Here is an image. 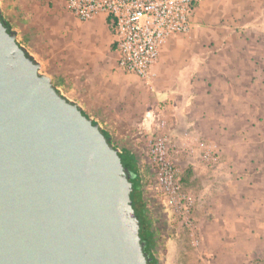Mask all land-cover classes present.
Returning a JSON list of instances; mask_svg holds the SVG:
<instances>
[{
  "label": "water",
  "instance_id": "1",
  "mask_svg": "<svg viewBox=\"0 0 264 264\" xmlns=\"http://www.w3.org/2000/svg\"><path fill=\"white\" fill-rule=\"evenodd\" d=\"M40 70L0 10V264H149L122 151Z\"/></svg>",
  "mask_w": 264,
  "mask_h": 264
},
{
  "label": "crops",
  "instance_id": "2",
  "mask_svg": "<svg viewBox=\"0 0 264 264\" xmlns=\"http://www.w3.org/2000/svg\"><path fill=\"white\" fill-rule=\"evenodd\" d=\"M207 2L208 0H202L197 6L193 28L188 34L172 37L161 47L159 61L150 81L153 83V94L150 96L153 101L146 106L141 104L140 112L143 111V115L141 114V124L137 129L144 134L155 132L161 115L171 121L175 120L177 129L181 131L194 125L214 127L217 123L223 124L225 130L230 129L224 140L227 145L225 150L231 157L228 168L230 177L221 186H216L217 191V188L225 190L223 199H226L227 204V211L221 216L224 223L221 229L225 233L226 230L229 231L228 234L240 241L231 242V252H247L252 248L253 241L256 251H261L257 246L264 243V217L261 215L264 214L263 1L248 0L249 6L243 11L246 13L243 19L239 20L232 14L229 18H218L214 22L203 17L202 10ZM64 7L63 0H0L3 18L17 32L18 43L28 51L31 44L46 43L47 38L57 35L64 38L65 42V29L70 24L65 19L67 12L65 13ZM74 20L79 24L80 30L85 29L82 33H91L94 38L99 35L97 43L106 46V53L115 55L117 65L114 34L108 19L100 15L86 22ZM207 24L209 30L206 32L213 35L205 43L211 46L208 48V55L194 56L191 53L196 51L200 40L197 34L201 29L205 33L204 27ZM187 43L189 48H185ZM168 49L172 50L173 56L179 61L175 69L165 67V58L172 56ZM35 55L34 57H38ZM86 67L93 73V68L97 65L89 61ZM123 74L113 69V74L108 76L111 87L114 85L120 88ZM104 78H107V74ZM125 88L129 90L128 87ZM130 90L134 93L138 91L135 86ZM103 94L108 95L105 91ZM157 94L163 98L159 99ZM105 95L99 96V99L105 101ZM214 97L218 98L217 104L212 102ZM159 102L165 103V106L159 108ZM133 110L134 114L140 113L135 110L134 105ZM238 126L243 127L239 130ZM236 146L247 149L243 154L247 157V163L231 162L242 152L239 153ZM218 192H214L215 198L222 197V191ZM249 211L260 214L258 218L250 217L251 220H256L254 226L250 224L253 229L247 228ZM228 220L232 221L229 226L226 224ZM178 237L168 238L160 257L162 264H194L193 260L189 261V254L192 256V253Z\"/></svg>",
  "mask_w": 264,
  "mask_h": 264
},
{
  "label": "rangeland",
  "instance_id": "3",
  "mask_svg": "<svg viewBox=\"0 0 264 264\" xmlns=\"http://www.w3.org/2000/svg\"><path fill=\"white\" fill-rule=\"evenodd\" d=\"M247 1L208 0L207 4L204 7L202 6L203 17L209 22H214L218 18L224 20L232 14L239 20L243 19L246 15L243 11L248 9L247 7L249 6ZM262 1V7L264 8V0ZM251 7L254 8V6ZM64 11L65 13L67 12L65 19L70 24V27L65 29V42L61 36H53L47 38L48 42L46 43L36 42L35 44H31L29 46V53L33 56H36L35 54L38 55L35 58L41 63V73L49 75L55 86L67 99L79 103L88 116L95 117L94 122L97 124L99 122L103 126V130L109 132L116 148L118 147L122 152L124 149H130L135 155L137 154L139 166L141 152L137 148L139 131L137 128L141 124V117L143 115V111L140 112V107L141 104H145L144 106L147 103L150 104L152 100L150 96L153 94V83L132 75L123 74L120 88L114 85L111 87L110 82H108L111 81L108 80L109 74H113V69H116L117 73H122L117 68L115 55L106 53V46L97 43L99 35L96 37L97 40L91 33L89 35L82 33L85 29L80 30L79 24L75 22L73 16H71L65 7ZM204 29L205 33L201 29L197 34L200 40H198L199 43L196 51L191 53L194 56L208 55V48L211 47L210 44H205L207 38L213 37L208 31L206 32L208 24ZM192 35L194 36L195 34L193 33ZM184 46L185 44L182 47ZM188 46L190 45L187 43L185 48H189ZM167 51L172 53V56L168 57V59L165 58V67L167 69L174 67L175 69L176 63L179 61L173 56L171 49ZM89 61L97 65V67L93 68V73L92 71L89 72L86 67ZM105 69L108 70L105 71ZM106 74L107 78H104ZM133 86L138 89L135 93L130 90ZM125 87H128L129 90ZM104 91L108 95L103 94ZM102 95L106 96L105 101L99 99V96ZM157 95L160 99V95ZM217 100L218 98L214 97L212 102L217 104ZM132 104L135 106V110L140 113L134 114ZM164 106L165 103L159 102V108H163ZM176 125L175 120L170 122V129L177 136H180L186 130L192 129L196 131L200 138L216 143L220 150L223 166L221 170L212 175L210 172L202 169L198 163L194 168L184 160V176L189 168L192 170L191 177L187 181H184L183 178V181L185 189L189 191L194 200L192 215L197 230L195 238L191 237L190 232L173 217L170 211L162 207L156 199L154 200V213L153 215L149 213V215L152 219V227L157 239L158 258L160 259L168 238L179 236L178 238L182 240L189 249V252L192 253V256L189 254V261L193 260L194 264H264V243L257 246L261 248V251H256V244L253 241V246L249 251L231 252V242L240 243V241H237V237L228 234L229 231L226 230L225 233L221 229V226L224 224L221 216L227 211L226 199H223L225 190L217 188L220 193L222 191V197L220 198H215L214 192L218 194L216 186H221L225 179L230 177L228 168L231 157H229L225 150L227 145L224 141L230 129L225 130L223 124L217 123L214 127L211 125L210 127L207 125H194L189 128L186 127L185 131H181L177 129ZM242 127L238 126L239 130ZM238 133L239 131L236 132V134ZM236 147L239 153L242 152L231 162L233 164L247 163V157L243 156L247 149ZM261 215L264 217V214ZM256 216L258 218L260 214L258 212H248L249 219L246 220L248 222L247 228L253 229L250 227V224L254 226L256 220H251L250 217L255 218ZM231 223L232 221H226L228 226ZM242 248L244 249L245 247Z\"/></svg>",
  "mask_w": 264,
  "mask_h": 264
},
{
  "label": "built area",
  "instance_id": "4",
  "mask_svg": "<svg viewBox=\"0 0 264 264\" xmlns=\"http://www.w3.org/2000/svg\"><path fill=\"white\" fill-rule=\"evenodd\" d=\"M63 1L65 9L80 22L104 15L114 34L118 69L151 81L161 47L172 37L186 35L192 30L193 17L202 0ZM89 117L95 121L94 116ZM170 122L161 115L155 132L138 131L139 173L146 208L153 215L156 199L195 238L194 200L184 187V160L194 168L198 163L212 175L221 170L223 163L216 143L200 138L192 129L177 136L171 131Z\"/></svg>",
  "mask_w": 264,
  "mask_h": 264
},
{
  "label": "trees",
  "instance_id": "5",
  "mask_svg": "<svg viewBox=\"0 0 264 264\" xmlns=\"http://www.w3.org/2000/svg\"><path fill=\"white\" fill-rule=\"evenodd\" d=\"M94 123L96 124V122ZM103 133L106 135L107 138H110L109 132L103 130ZM121 158L124 166L133 171V177L131 179L133 183V191L131 193V199L135 212L141 223L140 234L142 240L147 241L149 244H154L155 233L152 227V219L146 208V201L144 197V185L142 183V179L139 173L138 156L137 154L135 155L134 152L131 153L129 149H124V151L121 153ZM191 173L192 170L189 168L184 176V181H187L191 177ZM149 264H161V263L158 261L157 258L156 262L153 263L150 262Z\"/></svg>",
  "mask_w": 264,
  "mask_h": 264
},
{
  "label": "flooded vegetation",
  "instance_id": "6",
  "mask_svg": "<svg viewBox=\"0 0 264 264\" xmlns=\"http://www.w3.org/2000/svg\"><path fill=\"white\" fill-rule=\"evenodd\" d=\"M6 21V20H5ZM8 26L12 29V26L7 22ZM111 137V136H110ZM111 142L114 144V141L111 138ZM118 148V147H117ZM119 149V148H118ZM120 150V149H119ZM129 151L131 153L132 150L129 149ZM144 242V251L146 253V255L148 256V258L154 259L151 261V263L156 262L157 258H158V251H157V239L155 238L154 240V244H149L147 241H143Z\"/></svg>",
  "mask_w": 264,
  "mask_h": 264
}]
</instances>
